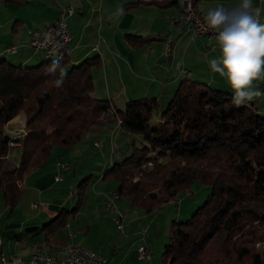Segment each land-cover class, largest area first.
<instances>
[{
  "label": "trees",
  "instance_id": "1",
  "mask_svg": "<svg viewBox=\"0 0 264 264\" xmlns=\"http://www.w3.org/2000/svg\"><path fill=\"white\" fill-rule=\"evenodd\" d=\"M146 3L165 7L163 1ZM125 38L132 46L156 39ZM46 58L23 66L0 57V191L6 207L17 206L26 174L40 168L54 148L71 150L106 115L109 121L113 109L121 134L142 136L141 148L122 154L103 174L115 183L119 201L151 214L195 184L210 189L190 218L172 222L162 264H264V113L255 102L236 107L233 93L182 80L161 111L153 97L113 107L93 95L95 58L70 68L60 59L62 77L59 69L49 73L54 59ZM19 114L26 132L12 140L4 127ZM10 141L18 142L17 161L6 159ZM55 224L46 225L48 235Z\"/></svg>",
  "mask_w": 264,
  "mask_h": 264
},
{
  "label": "crops",
  "instance_id": "2",
  "mask_svg": "<svg viewBox=\"0 0 264 264\" xmlns=\"http://www.w3.org/2000/svg\"><path fill=\"white\" fill-rule=\"evenodd\" d=\"M26 1L27 3L24 5L15 6H30L35 0ZM53 1L58 7V12L50 18L42 17L39 21H36L38 18H35L30 20L31 23H25L29 25L24 28L27 29L26 32L24 31L25 35H29L31 31L41 30L49 22L65 19L73 36L72 52L66 58L68 65L76 66L86 59L95 58L97 64L91 68L93 95L96 98L110 101L113 107H122L124 102L141 97L156 98L158 105H163L170 100L182 80L208 81L205 83L209 85L215 83V88L233 93L227 79L213 72L208 63L209 60L221 55L220 44L215 37H197L182 28L184 13L182 6L176 0H157L163 1L165 6L163 8L146 3L151 0H60L59 3ZM241 2L242 0H200L195 4V7L207 14L218 5H223L231 10ZM252 3L254 7L260 9L261 23H264V0H252ZM3 6L4 9L0 13L2 15L0 17V37L3 36L1 32L7 23L13 19L15 22L22 23L25 18L22 14L23 9L17 10V7L10 4H3ZM6 8L16 9L10 15L7 13L5 16ZM125 35L155 37L156 39L144 46H132L126 40ZM167 44H169V54L165 57L164 52L167 49ZM2 46L0 44V57L7 59L6 54L13 57L20 55L21 58H17L20 65L27 64L32 60L30 56L25 58L27 51L18 53L20 47L23 48L21 44ZM13 48L14 52H12ZM254 84L264 90V80L255 81ZM252 101L264 113V96ZM108 116L102 118L100 124L92 128L82 141L71 150V153L74 152L75 159L91 158L93 149L97 150L96 154L103 153L105 156L107 155L105 148H110L113 141L118 139L124 141L129 137L121 134L119 127L108 123ZM16 118L19 120L17 124L20 125L17 131H24L21 130L25 129V126H22L25 125L24 115L19 114ZM21 136L23 135L21 134L19 137ZM95 142H100L102 147L96 148ZM101 149L102 152H100ZM57 151L60 152L50 156L49 160L40 168L31 170L21 184L23 198L20 199L13 211L9 212L10 215L17 214L20 220L0 229V254L2 253L6 257L15 256L7 254L6 250H3L1 246L3 239H14L19 242L23 239V235L26 236L30 233H34V235L31 238L26 236L24 239L26 249L30 250L25 254V259L18 257L20 260H28L33 254L40 252H47L55 258H62L68 245L76 244L63 242L52 234L46 235L45 227L50 224L56 210L64 209L65 193L71 191L68 199L74 198L73 185L69 183L60 185L61 181H55L60 165L65 167L61 171L68 172L70 170V162L66 158L71 153ZM108 156L111 158L108 159L105 171L114 162L112 155ZM84 174L82 172L83 177ZM87 178L86 176L83 180ZM101 195L104 196V202L110 193ZM182 197L191 199L192 193L190 196L183 194ZM97 199L98 197H95L94 201ZM30 201L32 202L29 206ZM20 202H22L21 205H19ZM2 203L4 205L3 200ZM35 203H38L36 207L33 206ZM119 209L121 211L120 207ZM185 211L189 213L191 207ZM5 212V209H2L0 219ZM136 221L126 218V224L128 228H131L134 236H138V232L141 231L140 225ZM77 229V231L83 230L81 226ZM69 235H67L68 241L73 242L71 240L75 237Z\"/></svg>",
  "mask_w": 264,
  "mask_h": 264
},
{
  "label": "rangeland",
  "instance_id": "3",
  "mask_svg": "<svg viewBox=\"0 0 264 264\" xmlns=\"http://www.w3.org/2000/svg\"><path fill=\"white\" fill-rule=\"evenodd\" d=\"M55 1L58 3L60 2V0ZM42 3H44L45 5ZM13 7L17 6L13 4ZM2 9H4V6L0 3V13L2 12ZM14 9L16 8H6V11L4 12L5 16L7 13H9L10 15ZM21 9H23L22 14L25 16V18L22 16L24 18V22L18 23L15 22V19H13L11 22L7 23L3 32H1L3 36L0 37V44L3 45L2 47H6L9 44L16 46L20 44L23 45V48L20 47L18 53L21 54L25 53L24 51H27V54H25V58L26 56H30L32 59L30 62L24 64L23 66H34L47 58L43 53H36L33 49L29 48V35H25L24 33V31H27V29L24 28L28 27L29 25H26L25 23H31L30 20L35 18H38L36 21H39L40 19H42V17L50 18L58 12V7L55 6L53 0H35L31 3L30 6L17 7V10ZM183 13H185V9H183ZM1 16L2 15L0 14V17ZM6 57L7 60L13 64H19L17 58H21L20 55L17 57H13L9 54H6ZM67 67L70 68L72 66L67 65ZM196 82L206 84L205 82L208 81ZM212 84L213 85H207L215 88V83ZM167 103L168 102L164 103L163 105H159V110L161 111L165 109ZM16 117L11 121V123L5 125L4 131L6 134L8 131H13V129L17 131V128H20V125L17 124L19 120H17L18 118ZM155 117H157V114L155 115ZM110 120L108 121V123H113L116 126V119H114L113 122H111ZM13 123L16 125H14ZM22 126L24 127V124ZM21 130L25 131L24 128ZM17 132L21 135V131ZM141 138V135H132L124 140L126 142H124L122 139L113 141L114 143H112L110 148H105V150H107V155L105 156L103 155V153H100L102 152V149L99 152L100 154H96L98 153L97 150L93 149L90 156L91 158L75 159L74 152L71 153V150L73 148L71 150H66L63 148L53 149V153L51 154V156H54L56 153L60 152L57 150H62L67 154L71 153L70 156L66 158L70 162V170L68 172L61 171L60 166V170L57 175L60 174L62 177L60 180V185H63L62 183H69L73 185L72 193L74 195L73 199H68L71 191L65 193L66 200L63 202L64 209H62L61 211H59V209L56 210L55 215L52 217V219H54L58 215L60 216L59 219H56L55 221L51 219L53 222L50 224L54 225L56 223V230L52 234L55 238L62 240L63 242L76 243L78 245L85 246L91 249L93 252L104 256L108 264H162L161 255L165 244L169 240L172 222H182L190 218L191 214L199 206L202 205L205 198L210 193V189L208 186L195 184L191 188V190L181 193L174 200L176 201L178 199L176 202H173L170 205H165L160 210L154 211L151 214H145V212L139 208L132 209L130 208L127 200L121 199L117 203V209L120 213L124 214L125 217L123 218L122 223L123 233L118 231L115 224L113 223V218H111L113 217V213L108 211L105 206L107 197L103 202L104 196L101 195L108 192L111 193L112 189L115 187V183L113 181L105 180L103 178V174L105 173L104 169L108 164V159L110 157L108 155H111L112 152L114 153V151H111V148H116L119 150V158L120 156H122V154L123 156L130 155L131 153L135 152L137 148L142 147ZM10 154L11 159L13 158L14 161H17L19 159L18 149L11 150ZM82 172L85 173L84 177L82 175ZM86 176L88 178L85 179L82 183V186L79 187V184L84 178H86ZM191 193V199L182 197L183 194H185L186 196H190ZM95 197H98L96 201H94ZM21 198H23V194ZM80 198H82L80 201L81 203L80 205H77ZM0 201V213H2V209H5L6 211L3 217L0 219V229H4L6 228L7 224L13 225L17 223L20 220V217L15 213H12L11 215L9 214L11 209L8 207L6 208L3 205L1 200V192ZM31 202L32 201L28 203L29 206ZM21 204L22 202L19 203V205ZM35 204L38 205V203ZM119 207L121 208V211ZM189 207H191V211L187 213L188 211L185 210ZM126 218L137 220L136 222L140 225L139 228H141V231L138 232V236H134L131 228H128V225L126 224ZM79 226H81L83 230L77 231V228H79ZM46 233L48 232L46 231ZM68 234L75 237V239L71 240L73 242L68 241ZM33 235L34 233H30L26 236L28 238H31ZM26 236L23 235V239L19 242L15 241L14 239H3L1 242V246L3 250H6L7 254H14L15 257H21L25 259V254L28 250H30L26 249V242L24 240ZM142 237L143 239L141 240ZM7 242L9 243L5 244ZM69 246L70 245H68V247ZM139 246H143L148 249L150 254L149 260L140 261L137 259L136 250ZM51 247L52 249H54L53 246ZM59 248H61V245H59ZM40 253L47 254V252Z\"/></svg>",
  "mask_w": 264,
  "mask_h": 264
},
{
  "label": "clouds",
  "instance_id": "4",
  "mask_svg": "<svg viewBox=\"0 0 264 264\" xmlns=\"http://www.w3.org/2000/svg\"><path fill=\"white\" fill-rule=\"evenodd\" d=\"M260 9L252 0H242L234 9L218 5L204 16L207 28L214 32L220 44L221 55L208 61L211 70L227 79L234 93L231 104L239 107L264 96V90L255 81L264 80V23L258 19ZM64 68L54 60L49 73ZM63 79L55 81L60 87Z\"/></svg>",
  "mask_w": 264,
  "mask_h": 264
},
{
  "label": "built area",
  "instance_id": "5",
  "mask_svg": "<svg viewBox=\"0 0 264 264\" xmlns=\"http://www.w3.org/2000/svg\"><path fill=\"white\" fill-rule=\"evenodd\" d=\"M185 3V0H183ZM186 8V3H185ZM71 13L70 10L68 11ZM206 14L199 11V14H191L186 9V18H183L182 28L190 31L193 35L197 37H215V33L210 31L205 22L204 16ZM261 22V17L259 14L258 17ZM73 40L72 33L68 27L67 21L65 19H57L54 22L47 23L41 31H31L29 32V41L30 47L35 52H42L45 56H49L52 51H63L65 58L69 57L72 48L71 43ZM15 49H12L14 52ZM169 54V44H167V49H165L164 56L167 57ZM114 110H111L110 119H116V127H119L120 121L115 116ZM7 132V131H6ZM12 133V134H11ZM8 135L12 140L18 139V132L13 129V131H8ZM18 143V142H17ZM17 143L14 141H10L8 143V149L13 150L16 149ZM96 148H101L100 142H95ZM119 150L114 149V153H112V160H117L119 158ZM7 160H11V155L7 154ZM61 166V165H60ZM65 167L61 166V170H64ZM61 175L55 176V181L58 182L61 180ZM118 200L115 197L114 191L110 193L107 197L106 201V209L113 213V222L116 226V229L123 233V218L124 215L120 213L117 209ZM34 207L37 205L34 204ZM143 237L141 238V240ZM72 246V254L66 256L65 260L57 261V264H108L107 260L101 254L93 252L91 249L78 245V244H70ZM136 257L138 260H149L150 254L147 248L143 246H139L136 250ZM50 261L47 257H33L31 260H20L18 257H6L4 254H0V264H50Z\"/></svg>",
  "mask_w": 264,
  "mask_h": 264
},
{
  "label": "bare ground",
  "instance_id": "6",
  "mask_svg": "<svg viewBox=\"0 0 264 264\" xmlns=\"http://www.w3.org/2000/svg\"><path fill=\"white\" fill-rule=\"evenodd\" d=\"M176 2L179 3L183 7V9H185V13H184L185 16L183 18H186V9L191 14H199V10H197V8L195 7L194 0H185L186 8H185V3L183 0H176ZM182 24H183V20H182ZM46 57H48L52 60L53 59L54 60H60V59L62 60L63 58H65V55H64L63 51H52L51 54L49 56H46ZM21 134L24 135L25 132L22 131ZM18 135H20V134H18ZM17 147H18V144H17ZM114 194H115V197L117 198V200L119 202V195L117 193H115V191H114ZM71 254H72V246H69L66 249L64 256L62 258H55L53 256H50L48 254H43V253H35L28 260H31L33 257H47L49 260H51L50 264H57V261L65 260L66 256H69Z\"/></svg>",
  "mask_w": 264,
  "mask_h": 264
}]
</instances>
